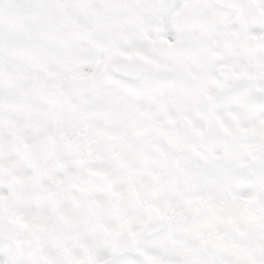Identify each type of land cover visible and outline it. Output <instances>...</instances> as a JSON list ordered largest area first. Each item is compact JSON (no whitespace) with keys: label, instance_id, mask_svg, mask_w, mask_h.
I'll return each instance as SVG.
<instances>
[{"label":"snow or ice","instance_id":"1","mask_svg":"<svg viewBox=\"0 0 264 264\" xmlns=\"http://www.w3.org/2000/svg\"><path fill=\"white\" fill-rule=\"evenodd\" d=\"M10 59L0 42V68ZM190 75L181 111L156 101L106 133L108 150L75 157L71 130L47 122L51 107L26 112L0 77V253L19 243V223L64 242L59 252L45 244L48 264H255L229 246L264 244V174L253 166L264 156V15L222 32ZM31 79L21 87L35 96L47 82Z\"/></svg>","mask_w":264,"mask_h":264},{"label":"clouds","instance_id":"2","mask_svg":"<svg viewBox=\"0 0 264 264\" xmlns=\"http://www.w3.org/2000/svg\"><path fill=\"white\" fill-rule=\"evenodd\" d=\"M261 15L260 0H57L48 7L40 0H0V42L11 48L0 77L26 112L51 107L47 122L70 129L78 141L70 149L73 157L89 147L106 151L111 146L106 133L130 128L156 101L181 111L203 51L222 32ZM156 65L171 70L158 71ZM53 68L58 74L50 76ZM37 72L47 86L33 96L21 85H33ZM134 143L138 147V138ZM253 166L264 174V156ZM14 227L19 243L10 254L0 253V264L9 256L14 264H48L45 244L57 252L64 247L46 229L35 230L44 234L36 240L33 230ZM235 244L229 246L233 253L264 264V244L247 237H236ZM172 247L183 251L181 244Z\"/></svg>","mask_w":264,"mask_h":264}]
</instances>
